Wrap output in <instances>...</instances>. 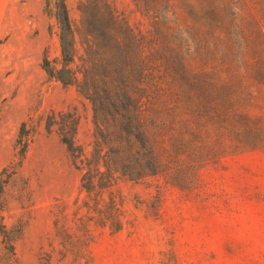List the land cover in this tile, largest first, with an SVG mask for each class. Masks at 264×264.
Returning <instances> with one entry per match:
<instances>
[{"label": "rangeland", "instance_id": "rangeland-1", "mask_svg": "<svg viewBox=\"0 0 264 264\" xmlns=\"http://www.w3.org/2000/svg\"><path fill=\"white\" fill-rule=\"evenodd\" d=\"M105 1L150 36L140 2ZM55 2L0 0V264H264V72L227 62L203 91L176 81L166 50L144 57L143 86L167 92L144 102L162 170L88 192L62 136L75 119L91 158L94 106L43 68H61ZM67 5L81 53V0Z\"/></svg>", "mask_w": 264, "mask_h": 264}, {"label": "trees", "instance_id": "trees-1", "mask_svg": "<svg viewBox=\"0 0 264 264\" xmlns=\"http://www.w3.org/2000/svg\"><path fill=\"white\" fill-rule=\"evenodd\" d=\"M137 1L153 19L148 37L119 21L105 0H81L85 36L81 53L67 0L55 2L61 68L48 58L43 68L63 85L76 86L94 106L91 158L75 144V119L66 122L71 134L62 136L82 171V188L88 192L107 188L119 177L140 180L162 170L149 127H154L153 118L159 113L153 116L148 107L147 114L144 102L167 92L143 86L145 72L150 70L144 57H158L161 49L166 50L172 56V71L178 73L176 81L203 91L213 85L214 73L227 71L222 69L227 62L264 72V0H185L181 4L187 8L186 20L176 12L175 0ZM189 57L201 65L191 69ZM107 115L112 117L111 125H106Z\"/></svg>", "mask_w": 264, "mask_h": 264}]
</instances>
